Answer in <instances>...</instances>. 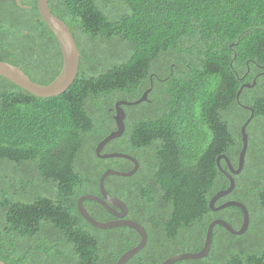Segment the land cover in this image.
<instances>
[{"label":"trees","instance_id":"1","mask_svg":"<svg viewBox=\"0 0 264 264\" xmlns=\"http://www.w3.org/2000/svg\"><path fill=\"white\" fill-rule=\"evenodd\" d=\"M20 4L0 0V62L48 85L61 68L59 46L36 0ZM47 6L76 43L78 73L50 98L0 77V261L115 264L137 246L140 237L128 227H92L77 201L100 197L106 170L133 168L124 158L101 159L95 149L117 129L115 104L135 102L151 88L147 101L121 106L124 131L101 151L139 165L130 177L104 180L106 193L126 205L125 219L147 236L126 264L199 252L214 220L240 228L239 209L214 212L208 204L229 186L216 159L224 155L237 168L250 110L243 168L232 176L231 193L215 202L243 204L248 227L231 235L216 225L207 257L173 264H264V0H48ZM253 81L237 104L238 89ZM220 166L229 173L223 160ZM82 206L97 222L115 220L94 201Z\"/></svg>","mask_w":264,"mask_h":264},{"label":"water","instance_id":"2","mask_svg":"<svg viewBox=\"0 0 264 264\" xmlns=\"http://www.w3.org/2000/svg\"><path fill=\"white\" fill-rule=\"evenodd\" d=\"M21 0H15V3L17 6L22 7L20 4ZM48 0H36L37 4V10L38 13L43 20V22L46 24V26L49 28L53 36L55 37L57 44L60 49L61 53V68L57 75V77L48 85H38L37 83L32 82L28 76H26L22 70L16 66L10 65L5 62H0V77L8 80L9 82L13 83L17 87L21 88L22 90L28 92L29 94L38 97V98H50L58 96L62 93H64L75 81L78 73V65H79V58L80 54L78 51V48L76 46V43L65 25L64 22L59 20L57 17H55L51 11L49 10L47 6ZM24 8V7H23ZM255 85V81L252 82V84H243L237 91L235 100L237 104H239V95L244 88H251ZM151 87V86H150ZM151 88L146 90L141 98L135 102H118L115 104V115H114V121L116 124V131L110 133L105 139H103L95 149V154L97 157L101 159L106 158H124L133 163V168L128 172H118L111 169L106 170L102 176L99 179L98 187L100 192V197L92 196V195H85L79 198L77 201V209L81 217L92 227L97 229H112L115 227L125 226L132 230H134L140 237V241L137 244L136 247L132 248L131 250L125 252L115 264H126L136 253H138L146 242V233L142 226H140L138 223L125 219V216L127 214V207L126 205L116 197L109 196L105 189H104V180L106 177L115 175V176H122V177H130L132 176L138 169L139 165L138 162L127 155L121 154V153H109V154H101L102 149L104 146L111 141L114 138L119 137L123 131H124V113L121 109V106H131V105H137L141 102L147 101V95L150 92ZM242 106V105H241ZM247 108V107H245ZM249 109V108H247ZM251 115L246 120V122L241 126L240 128V135H241V150L238 155V162H237V168L234 169L230 161L224 156L220 155L216 159V165L219 171H221L226 178L229 181V186L227 189L218 192L209 202L208 206L209 208L214 211H220L222 209H225L227 207H235L239 209L242 213V223L238 230H234L229 224H227L223 220H214L211 222L206 230L205 240L203 243V246L199 252L196 253H184V254H178L175 255L167 260H165L162 264H173L176 261L181 260H197L201 258H205L208 256L210 246H211V238H212V231L214 226H221L223 227L228 233L231 235H241L244 233V231L248 227L249 223V216L248 211L246 207L235 201H228L223 203L222 205L215 207V202L231 193L234 181L232 176L238 175L244 164V158L247 150V135L245 133V128L248 125L253 111L250 110ZM220 160H223L226 164V167L229 171V173L225 172L221 166H220ZM84 200H91L99 205H101L106 211H108L113 217H115V220L101 223L95 221L83 208L82 203ZM0 264H4L0 261Z\"/></svg>","mask_w":264,"mask_h":264},{"label":"bare ground","instance_id":"3","mask_svg":"<svg viewBox=\"0 0 264 264\" xmlns=\"http://www.w3.org/2000/svg\"><path fill=\"white\" fill-rule=\"evenodd\" d=\"M139 110V109H138ZM137 112V111H136ZM135 114V113H134ZM132 117V116H131ZM134 118V117H133ZM133 121V120H132ZM137 125H138V123H137Z\"/></svg>","mask_w":264,"mask_h":264}]
</instances>
